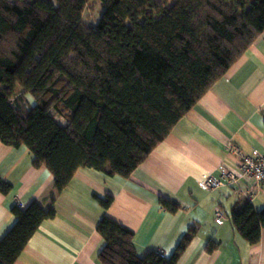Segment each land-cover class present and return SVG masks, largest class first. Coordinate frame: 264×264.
Wrapping results in <instances>:
<instances>
[{"label": "trees", "instance_id": "obj_1", "mask_svg": "<svg viewBox=\"0 0 264 264\" xmlns=\"http://www.w3.org/2000/svg\"><path fill=\"white\" fill-rule=\"evenodd\" d=\"M168 1L0 0V141L26 147L32 165L52 174L56 193L81 167L128 178L264 32V0ZM95 2L103 10L88 24L84 11ZM11 188L0 179L2 194ZM98 201L106 208L112 197ZM10 211L15 221L0 238V264H13L55 214L36 202ZM231 221L255 244L264 207L236 202ZM96 230L99 264H176L198 225L169 256H141L133 232L106 215ZM216 247L210 240L204 246Z\"/></svg>", "mask_w": 264, "mask_h": 264}, {"label": "crops", "instance_id": "obj_2", "mask_svg": "<svg viewBox=\"0 0 264 264\" xmlns=\"http://www.w3.org/2000/svg\"><path fill=\"white\" fill-rule=\"evenodd\" d=\"M234 149L264 154V32L128 178L81 167L56 193L52 174L32 165L26 147L0 141V179L12 187L0 192V238L15 221L11 206L36 202L55 214L40 223L13 264H99L102 238L96 226L103 215L133 232L141 256L156 250L169 256L195 224L198 230L176 264H264V229L249 244L231 221L236 202L264 207V186L247 178L215 190L197 184L206 173L217 175L221 164L234 167L239 160ZM106 196L112 202L104 208L98 198ZM162 199L179 208L164 209ZM209 240L217 244L211 252L204 248Z\"/></svg>", "mask_w": 264, "mask_h": 264}, {"label": "built area", "instance_id": "obj_3", "mask_svg": "<svg viewBox=\"0 0 264 264\" xmlns=\"http://www.w3.org/2000/svg\"><path fill=\"white\" fill-rule=\"evenodd\" d=\"M234 151L239 155V160L234 167L221 164L217 175L204 174L197 180L198 186L204 190H215L234 185L242 178L250 179L258 186H264V154L257 150L249 154H240L236 149ZM222 218L223 214L218 211L215 221L220 222ZM158 253L164 255L163 250H158Z\"/></svg>", "mask_w": 264, "mask_h": 264}, {"label": "rangeland", "instance_id": "obj_4", "mask_svg": "<svg viewBox=\"0 0 264 264\" xmlns=\"http://www.w3.org/2000/svg\"><path fill=\"white\" fill-rule=\"evenodd\" d=\"M53 1V0H51ZM171 0L168 1V4L170 3ZM163 7V4L160 3L158 5V9H156V11H153L151 13V15H156L159 13V11L162 9ZM103 10V5L100 4L99 2H95V4L93 5L92 8H87L85 11H84V21L88 24H95L101 14ZM142 19H139V21H141ZM29 100H31V97L30 96H27ZM32 101V100H31ZM60 122H64L63 118L59 119Z\"/></svg>", "mask_w": 264, "mask_h": 264}]
</instances>
